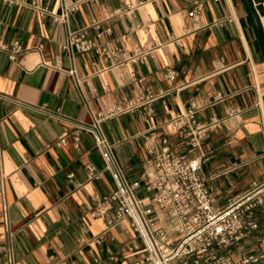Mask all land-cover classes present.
<instances>
[{"label":"crops","instance_id":"crops-1","mask_svg":"<svg viewBox=\"0 0 264 264\" xmlns=\"http://www.w3.org/2000/svg\"><path fill=\"white\" fill-rule=\"evenodd\" d=\"M192 2L83 0L61 22L59 0H0V264H131L139 257L143 242L128 220L94 241L106 228L101 198L118 186L94 135L82 131L78 148L72 139L56 145L76 123L92 125L99 115L129 180L141 178L159 137L189 149L168 122L196 104L201 120H221L202 147L217 203L264 182V0L209 1L198 20L189 16ZM80 29L125 56L106 62L96 52L72 54L67 36ZM15 43L24 51L12 59ZM139 50L152 52L126 60ZM168 68L177 72L173 82L164 78ZM150 91L163 93L153 115L118 111ZM88 163L99 179H89ZM260 219L253 240L264 236V209Z\"/></svg>","mask_w":264,"mask_h":264},{"label":"built area","instance_id":"built-area-1","mask_svg":"<svg viewBox=\"0 0 264 264\" xmlns=\"http://www.w3.org/2000/svg\"><path fill=\"white\" fill-rule=\"evenodd\" d=\"M24 3V0H7ZM61 2V14L57 20L67 22L83 0L67 4ZM209 1L193 0L189 16L198 20ZM223 20L217 24L223 25ZM65 48L72 54L96 52L108 62L125 56L119 48L99 45L88 37L86 29L68 33ZM24 49L15 43L12 59ZM151 50H139L126 60H146ZM120 64L115 62L114 66ZM76 76V71H71ZM164 78L173 82L177 72L168 68ZM77 84L81 79L76 76ZM163 93L145 92L136 98L126 99V105L118 111H138L151 116L155 103ZM18 104L21 102L15 101ZM33 108L31 105H26ZM199 107L190 108L171 118L170 129L187 140V151L176 150L169 136L159 137L148 146L149 157L140 179H127L116 164L112 144L101 131L103 115L95 118L92 125L76 123V129L62 135L56 141L58 147L67 146L72 139L79 147L82 131L95 137L117 180V188L101 198L97 210L106 222V228L94 241L102 242L107 233L123 220H128L133 231L141 238L143 249L131 264H264V236L253 240L252 236L261 225L260 212L264 209V182L254 180L249 190L232 198L226 206H220L203 176V141L220 124L219 119L203 121ZM118 111H111L109 116ZM55 116V115H53ZM197 152V155H192ZM90 180L100 178L101 171L93 163L85 166ZM132 250V248H131Z\"/></svg>","mask_w":264,"mask_h":264}]
</instances>
